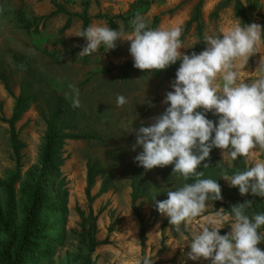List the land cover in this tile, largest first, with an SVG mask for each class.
<instances>
[{
    "label": "rangeland",
    "instance_id": "374dc122",
    "mask_svg": "<svg viewBox=\"0 0 264 264\" xmlns=\"http://www.w3.org/2000/svg\"><path fill=\"white\" fill-rule=\"evenodd\" d=\"M198 2L0 0V208L6 207L5 184L9 183L14 232L21 229L39 176L49 120L60 135L48 165L50 175L44 183L45 199L39 214L47 239H40L39 255H27L23 264H142L145 256H150L153 264H208L187 260V246L173 249L183 244L185 236L190 240L191 231L182 225L183 234L177 233L152 199H167V190L191 182L172 173L171 165L147 171L138 166L133 158L142 148L132 150L135 134L126 132L132 124L141 126V121L148 126L151 117L164 111L167 105L161 101L173 90L170 84L175 76L166 77L167 68L151 72L134 68L127 41H119L114 50L105 52L101 46L93 55L82 57L79 51L86 41L75 36L82 30L84 13L89 25L123 28L125 34L133 30L137 15L150 28L159 16L154 29L181 27V40L189 47L200 40L197 23L192 20ZM56 5L68 13L48 17ZM199 12L203 38L222 35L237 22L264 27V0H202ZM196 44L181 51L188 53ZM261 60L264 42L246 64L234 62L235 70L250 83L264 75ZM128 63L132 65L126 66ZM69 85L79 89V108L71 106L74 94ZM117 95H124L129 103L118 108ZM144 98L152 106L142 103ZM19 99L21 107L15 115ZM206 118L218 122L212 112L206 113ZM257 161H264V150L257 148L251 158L238 156L231 161L222 159L221 150L213 148L203 162L228 169L240 165L246 170ZM220 180L224 193L233 194L229 183ZM221 208L208 201L192 227H199L198 222L215 216ZM222 209L225 224L220 234L224 235L230 231L232 219ZM141 221L145 225L143 241ZM259 231L264 232V227ZM6 239L0 230V243ZM257 247L264 251V242Z\"/></svg>",
    "mask_w": 264,
    "mask_h": 264
},
{
    "label": "clouds",
    "instance_id": "9594fccd",
    "mask_svg": "<svg viewBox=\"0 0 264 264\" xmlns=\"http://www.w3.org/2000/svg\"><path fill=\"white\" fill-rule=\"evenodd\" d=\"M132 31L124 33L107 25L92 24L76 33L83 37L85 45L80 56H90L104 47L105 52L114 50L119 41L129 42L128 52L133 67L151 72L168 68L179 61L175 79L171 81L172 91H167L162 104L164 111L151 117L148 126L134 128L127 133L135 134L131 146L142 148L133 159L146 171L153 168L172 166V173L184 180L195 177V182L185 183L175 190H167V199L155 200L157 211L168 217L169 225L177 233L191 231V239L184 237L183 249L187 246L186 259L207 261L208 264H264V251L257 247L264 242V213L245 214V208L252 201L231 207L230 231L224 235L223 209L215 216H205L199 227L193 222L205 212L208 201L222 200L221 186L213 179H201L197 171L201 162L210 158L213 148L221 150L222 159L234 161L238 156L251 158L254 150H264V75L245 82L235 70L236 61L241 66L248 62L257 46L264 42V27L258 23L237 22L222 35H206L205 48L196 53L181 51L185 47L182 28L152 29L137 15L132 21ZM264 71V60H261ZM220 80L222 83H218ZM73 91L71 106L79 108V89L69 85ZM129 101L124 95H117L116 106L123 108ZM142 103L151 101L143 99ZM201 109V111H197ZM218 116V122L206 118V113ZM209 167L207 163L204 168ZM220 177L230 187H238L240 195L251 194L264 197V161H257L246 170H237L229 175L222 172ZM142 264H153L150 256Z\"/></svg>",
    "mask_w": 264,
    "mask_h": 264
},
{
    "label": "trees",
    "instance_id": "16d2710c",
    "mask_svg": "<svg viewBox=\"0 0 264 264\" xmlns=\"http://www.w3.org/2000/svg\"><path fill=\"white\" fill-rule=\"evenodd\" d=\"M202 0H199L197 4V14L194 17L197 23V31L198 36L200 37L199 42L193 47L191 50L188 51L190 54L191 52L195 51L199 53L204 49V42H203V35L201 31V22H200V12L199 7L201 6ZM58 13H68L62 6L56 5V9L52 11L48 17L56 15ZM238 15L243 18L245 21L246 16L242 12L241 9L238 8ZM83 26L82 30L86 29L89 25V16L84 13L82 16ZM159 20V16L154 18L152 29H154L155 25ZM188 21L187 26L191 23ZM29 25L25 24L24 28L29 29ZM179 61L175 64L169 66L166 70V77H174L176 69L179 67ZM132 65L131 63L126 64ZM127 75V71L124 72ZM22 100L19 99L15 109V115L18 114L19 109L21 107ZM60 135L53 127L52 120H49L48 123V132L46 135V145L42 155V163L41 169L39 172V176L34 184V189L32 194L29 198V205L25 212V217L21 225V229L17 232H14L12 229V220H13V192L10 184H5L6 188V207L3 210L0 208V230L7 236L6 241L0 243V264H23L27 255L29 254H37V251L41 249L40 246V239H47L43 234L44 224L40 220V212L43 208V203L45 196L43 194L44 190V183L48 179L50 175V171L48 169V165L51 162L52 150L57 144V140L59 139ZM79 138H85V136H77ZM208 159V158H206ZM207 163L209 167L204 168V164ZM237 170H244V168L240 165H234L232 168L228 169L224 166L218 167L213 163L210 162H201L198 166L197 171H202L204 175L200 177L201 179H213L221 186L220 175L222 172H226L229 175L234 174ZM92 174L91 171L89 172L88 176V186L87 191L89 190V186L91 184ZM195 177L189 178V182H195ZM233 194L228 195L224 193L222 186H221V194L223 199L213 201L217 206L224 208L227 212H231V207L238 203H243L246 200L252 201V206L250 208H245V214L249 215L250 217L253 214L264 213V200L261 199L259 196H255L249 192L245 195H240L238 187H232ZM264 227V226H262ZM140 232L142 241L144 239L145 233V225L142 223L140 224ZM50 241V240H49ZM96 245V244H95ZM48 246V245H46ZM93 246V245H92ZM77 264V263H76ZM80 264H88L86 262H82Z\"/></svg>",
    "mask_w": 264,
    "mask_h": 264
}]
</instances>
